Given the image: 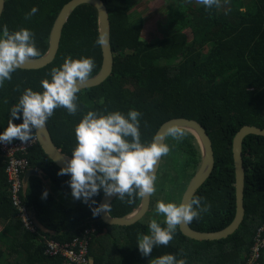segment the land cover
Here are the masks:
<instances>
[{"label":"trees","instance_id":"1","mask_svg":"<svg viewBox=\"0 0 264 264\" xmlns=\"http://www.w3.org/2000/svg\"><path fill=\"white\" fill-rule=\"evenodd\" d=\"M72 1L7 0L0 38L4 25L10 33L28 29L34 33L35 46L41 53L33 59L44 57L60 14ZM103 1L111 16L114 74L100 87L77 93L75 115L64 108L55 110L46 123L55 146L71 158L77 143L74 129L89 111L102 115L118 111L125 117L130 110L140 112V140L144 145L153 142L172 120L199 122L213 140L216 170L196 195L211 208L190 227L202 233L224 231L237 216L235 138L246 125L264 128V0H220L218 7L210 9L196 0H188V4L185 0H167L171 2L167 35L152 43L144 40V17L132 12L138 0ZM33 7L38 11L25 19ZM99 38L97 9L82 6L66 26L61 50L52 65L38 71L17 69L0 87V133L24 90L42 92L41 80L51 81L52 68H59L65 58H92L95 67L89 79L99 75L104 62ZM13 122L20 124L22 120ZM167 145L170 152L164 156L149 216L131 227L108 226L100 215L93 216L91 209L98 207L105 196L102 190L92 198L95 204L75 200L68 183L70 176L57 175L60 168L39 144L28 154H19L31 169L42 171V176L32 177L20 194L23 205L33 214L35 234L25 229L12 204L6 174L8 159L0 152V264H72L61 255H46V239L65 245L84 238L89 240L87 259L91 264H151L152 259L164 254L184 259L186 264H250L264 226V136L245 139L247 215L241 229L223 241L196 242L184 237L177 227L168 246H158L144 257L137 247L138 237L149 234L152 219L166 227L156 218L155 206L158 201L165 202L168 181L174 179L180 185L188 182L187 191L197 174H177L176 157H189L185 170L192 167V171L202 160L196 138L187 131L182 140L169 136ZM126 200L116 198L111 204L113 218L128 216L141 203L137 199L130 205ZM86 231H90L89 236ZM254 264H264V248Z\"/></svg>","mask_w":264,"mask_h":264},{"label":"clouds","instance_id":"2","mask_svg":"<svg viewBox=\"0 0 264 264\" xmlns=\"http://www.w3.org/2000/svg\"><path fill=\"white\" fill-rule=\"evenodd\" d=\"M196 3L210 9L218 7L220 0H196ZM37 11L33 7L25 19H30ZM33 38L34 33L28 29L10 33L4 25L3 38H0V87L12 79L11 74L18 68L41 55ZM106 43L103 37L97 41L98 45ZM94 67L92 58L67 57L59 68H52L51 81L41 80L42 92L25 89L10 111L8 125L0 133V143L11 144L13 140H19L28 144L33 133L45 127L57 108L75 115L77 93L89 80ZM140 116L136 110H130L127 117L118 111L107 115L89 111L78 123L74 129L77 143L71 159L65 158L66 167L57 173L58 176H70L68 183L75 200H82L85 204L91 200L95 204L92 198L102 190L107 197L115 195L122 201L127 198L126 202L131 205L137 199L155 193V165L161 157L168 155L170 148L156 139L148 145L141 143ZM14 120H22V123L15 124ZM166 135L182 140L186 131L173 125L167 129ZM43 197H47V191ZM210 208L202 197H194L179 205L158 201L155 212L164 217L166 227L152 219L148 225L149 234L138 237L139 252L147 257L154 248L168 246L178 226L200 219L201 214L209 212ZM91 210L94 217L99 216L101 212L108 213L110 205L101 204ZM151 264H186V260L164 254L152 259Z\"/></svg>","mask_w":264,"mask_h":264},{"label":"water","instance_id":"3","mask_svg":"<svg viewBox=\"0 0 264 264\" xmlns=\"http://www.w3.org/2000/svg\"><path fill=\"white\" fill-rule=\"evenodd\" d=\"M7 0H0V22L6 10ZM90 5L97 9L99 16V33L100 38L103 37L107 43L102 45L103 50V67L99 75L89 79L85 85L81 87L80 91L93 89L100 87L106 83L114 74L115 69V56L112 45V23L110 12L107 5L103 0H74L69 3L61 12L51 34L50 48L48 53L39 59H31L18 69L28 71L43 70L52 65L61 50L63 35L66 26L68 25L73 14L82 6ZM177 125L182 127L185 131L191 133L197 140L200 150L202 152L201 167L196 174L195 178L190 183L186 193L183 196L182 203L196 197L198 192L204 187V185L212 178L216 170V154L214 149V143L210 137L208 131L203 125L195 120L189 119H175L166 123L159 133L156 140L160 143L167 144L169 136L166 135V131L170 126ZM250 135L264 136V128L253 125L244 126L237 134L234 141V160L236 168V190H237V216L233 224L218 233H202L191 229L190 224L178 226L182 235L192 241L196 242H216L229 239L234 236L242 227L245 222L247 210L245 205L246 197V181H247V169L245 166L244 158V144L245 139ZM38 144L44 151L46 156L60 169L66 167V159H71L65 156L55 146L47 124L45 127L36 132ZM66 158V159H65ZM164 161V156L161 157L155 165V187L161 167ZM42 171L40 169H30L24 176V187L28 185L29 180L32 177H41ZM117 197L104 196L101 204H111ZM152 202V195L150 197L141 199V203L137 210L123 218H113L110 215V211L101 212V221L112 227H131L141 222L149 213ZM100 204V205H101Z\"/></svg>","mask_w":264,"mask_h":264},{"label":"built area","instance_id":"4","mask_svg":"<svg viewBox=\"0 0 264 264\" xmlns=\"http://www.w3.org/2000/svg\"><path fill=\"white\" fill-rule=\"evenodd\" d=\"M38 145L37 136H35L28 144H22L19 140L13 141L11 144L0 143V152L8 159L6 174L10 185L11 200L14 208L19 213V219L25 229L35 234L37 231L34 217L29 208L23 205L20 194L24 187V176L30 170V164L27 159L18 158L19 154H28L29 150ZM264 226L259 231V239L254 248V255L250 264L257 263L262 257V249L264 248ZM89 236L90 231H86ZM46 255L50 257L63 256L72 264H91L87 259L89 240L76 239L71 244H60L50 239H46Z\"/></svg>","mask_w":264,"mask_h":264},{"label":"rangeland","instance_id":"5","mask_svg":"<svg viewBox=\"0 0 264 264\" xmlns=\"http://www.w3.org/2000/svg\"><path fill=\"white\" fill-rule=\"evenodd\" d=\"M185 2L186 4H188V0H185ZM135 3L137 4H135V9L132 12H137L144 17V40L152 43L157 39L165 37L167 35V30L165 31V28L170 21L169 4L171 2H168L167 0H138V2ZM187 32L190 34V29H188ZM188 158L189 157H185L183 154H180L179 157H176L174 169L177 168V174H181L182 177H186V174L189 177L191 173H198L201 167L200 164L197 170L192 171V167L185 170V165L188 161ZM173 175H175V173H173ZM187 183L188 182L183 181L182 185H180L176 181H174V179L168 181L166 187L167 190L164 195L165 203H176L177 205L182 203L183 196L186 192L185 186L187 185ZM148 216L149 215H147V217ZM156 218H158V220L162 222L164 220V217L162 215H159ZM1 231L2 229L0 228V232Z\"/></svg>","mask_w":264,"mask_h":264}]
</instances>
